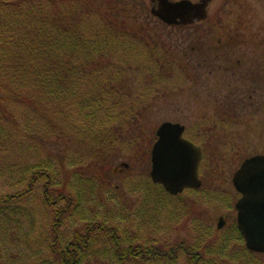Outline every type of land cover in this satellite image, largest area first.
Here are the masks:
<instances>
[{"label": "trees", "instance_id": "16d2710c", "mask_svg": "<svg viewBox=\"0 0 264 264\" xmlns=\"http://www.w3.org/2000/svg\"><path fill=\"white\" fill-rule=\"evenodd\" d=\"M125 1L0 0L1 111L8 114L6 120L13 124L17 136L23 132L28 139L66 138L73 143V161L79 165L73 172L79 170L80 176L85 177L79 182L85 186V197L92 196L99 185H107L105 173L111 163L130 159L142 132L134 101L140 100L142 91L132 95L125 79L137 76L144 84L146 76L130 71L132 50L117 38L119 35L124 39L129 33L119 27V13L115 14L118 4L124 5ZM99 2L108 6V11L101 12ZM129 38L132 40L128 41L136 43L131 35ZM121 52L123 56L118 54ZM153 78L157 80L159 76ZM17 111L21 113L23 131L17 126ZM11 133L0 126V138H5L6 143L15 135ZM17 149L25 150L18 156L20 162L25 161L27 153L30 159L38 156L36 147L27 139L18 143ZM35 161L16 172L18 182L26 184L23 191L0 199V203L20 199L37 185L42 188L43 208H55L64 202L63 208L50 212L52 240L47 245L48 255L39 256V248L35 264H88L86 260L90 257L97 261L103 256L98 257L92 251L97 233L106 237L113 264H176L181 253L183 264H264V254L248 251L235 226L233 233L219 242L213 239L195 246L174 243L167 248L145 243L148 239L125 237L115 221L104 215L102 221L92 219L73 230L65 243L57 230L73 198L64 193L66 185L52 191V181L58 173L48 170L50 164ZM79 185L72 188L78 189ZM150 185L147 191L159 198L157 205L163 207V200L170 202L178 197L169 196L160 186ZM75 192L79 195V190ZM168 217L171 218L170 213ZM8 225L6 216H0V264H33L13 249L18 233L9 230ZM11 249L15 253H9Z\"/></svg>", "mask_w": 264, "mask_h": 264}, {"label": "rangeland", "instance_id": "374dc122", "mask_svg": "<svg viewBox=\"0 0 264 264\" xmlns=\"http://www.w3.org/2000/svg\"><path fill=\"white\" fill-rule=\"evenodd\" d=\"M246 1L256 7L253 14L249 15L256 16L254 13L261 11V27L264 26V0ZM216 6L217 3L209 10H214L213 7ZM116 8L118 12L115 10V14L119 13L118 21L121 22L119 27L127 30V33L129 31L124 39L119 38V35L117 38L125 41L124 45L132 50L130 52L134 60L130 63V71L145 75L147 81L142 84L137 76L125 79L132 95L142 91L140 100H134L137 101V120L142 132L130 159L111 163L105 173L107 185L100 183L98 187L94 184L98 187L96 192L85 197V186L83 183L79 185L85 177L80 176L79 170L73 172L79 167L73 161V143L66 138L28 139L23 132L17 136L13 124L6 120L8 114L3 115L0 103V126L4 132L15 134L11 135L10 143H6L5 138H0V199L23 191L26 184L18 182L16 172L25 169L27 163L41 160L44 161L42 165L50 164L48 170L58 173L57 178L52 181L51 190H58L60 186L66 185L64 193L73 198V204L57 230L65 238V243L70 240L73 230L80 229L85 222L92 219L102 221L104 215V218L115 221L125 237L129 235L132 239H148L145 242L147 244L153 242L168 248L174 243L195 246L212 242L213 239L219 242V239L232 234L234 226L236 227L234 205L239 195L231 183L234 171L249 156L264 155V101L261 107L259 137L255 136L254 127L250 123L241 122L236 111L199 108L202 104L194 98L192 66L184 57L185 54H189V58L191 56L189 48L193 45L192 29L167 27L160 23L150 14L149 0H135L132 3L127 0L124 5L119 3ZM99 10L106 12L108 6L99 2ZM261 34L264 35V29ZM130 35L136 43L128 41L132 40ZM118 54L123 56L122 52ZM138 63L140 67L137 66ZM153 75H158L159 78L155 80ZM16 113L18 129L23 131L21 113ZM163 122L183 125L186 137L202 148V161L199 167L201 187L198 190L184 191L170 202L163 200L162 207L157 205L156 199L159 198H155L147 190L152 184L149 177L150 151L155 141V131ZM25 139L30 141L33 148L36 147L38 156L30 159L27 153L25 161L20 162L18 156L25 150L17 149V144L25 142ZM121 164H127L128 168L123 169ZM76 184L79 188H72ZM77 190L79 195L75 192ZM41 194L42 188L36 185L30 194L9 203H0V216L5 215L9 230L18 233L13 249H17L21 256L28 257L27 260L33 264L37 262V253L41 252L39 256L43 258L48 255L47 245L52 240L49 234L50 212L65 206L64 202H59L55 208L45 209L42 207ZM149 218L151 222L147 223ZM219 218L225 223L221 229H217ZM93 243L92 251H96L98 257L103 256L97 261L93 257L88 258V264H113L106 237L97 233ZM8 252L15 253L12 249ZM182 258L181 253L175 263L183 264Z\"/></svg>", "mask_w": 264, "mask_h": 264}, {"label": "flooded vegetation", "instance_id": "af4514ba", "mask_svg": "<svg viewBox=\"0 0 264 264\" xmlns=\"http://www.w3.org/2000/svg\"><path fill=\"white\" fill-rule=\"evenodd\" d=\"M215 3L214 10H209ZM254 9L246 0H211L203 21L185 26L160 23L192 29L191 56L184 57L192 66L194 98L202 104L198 107L236 111L241 122L250 123L259 137L264 101V26L261 11L249 15ZM185 134L184 127L183 137L199 147ZM254 156L261 154L248 158Z\"/></svg>", "mask_w": 264, "mask_h": 264}, {"label": "water", "instance_id": "95a60500", "mask_svg": "<svg viewBox=\"0 0 264 264\" xmlns=\"http://www.w3.org/2000/svg\"><path fill=\"white\" fill-rule=\"evenodd\" d=\"M150 14L162 23L189 25L206 18L211 0L192 3L189 0H149ZM184 127L164 122L155 132L156 141L150 152V180L170 196L185 190H198L201 181L198 169L202 154L200 148L183 137ZM127 169V164H121ZM232 185L240 195L234 208L236 227L245 248L264 254V156L244 160L232 175ZM224 226L219 218L217 229Z\"/></svg>", "mask_w": 264, "mask_h": 264}]
</instances>
